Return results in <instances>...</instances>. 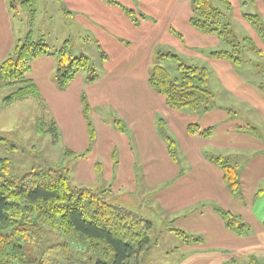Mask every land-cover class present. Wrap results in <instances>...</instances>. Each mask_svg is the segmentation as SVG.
Returning <instances> with one entry per match:
<instances>
[{
  "label": "crops",
  "instance_id": "0c3cea01",
  "mask_svg": "<svg viewBox=\"0 0 264 264\" xmlns=\"http://www.w3.org/2000/svg\"><path fill=\"white\" fill-rule=\"evenodd\" d=\"M54 1L59 4L57 5L59 12L61 8L65 10L64 14L72 18L73 22L86 32V38L92 42L95 51L98 53L95 46L99 45L107 55L105 64H102L108 68V70L104 69L103 79L99 82L97 80L87 83L83 74H77L64 89L57 88L53 79L55 71L53 55H43L31 62L26 77L37 86L39 96L47 104L53 117L57 132L59 128L68 142L66 147L68 152H85L88 130L80 102L81 93H84L89 103V111L91 105H94V108L107 107V114L104 117L110 118L113 114L110 111L113 109L116 116L124 122L128 135L133 139L135 146H139L137 158L144 163L149 160L145 163V166L151 168L150 172L146 173L148 175L146 182L150 183L148 186L158 183L168 184L163 189V193L153 197V200L160 204L162 211L165 214L182 212L174 217L175 226L181 227L190 236L202 237L199 243L190 242L183 245L187 253L180 264H229L235 263L238 257L248 258L251 255L261 259L258 255L264 256V217L256 216L253 210L259 196L257 193L264 191L261 186L264 181V146L256 143L252 138H249V144L232 142L223 144L222 147H228L226 150L232 152L243 150L258 152L242 168L240 173L242 198L241 200L235 198L224 185L221 170L204 157L206 150L216 147L214 143L209 142L210 137L189 135L185 126L191 116L167 107L163 96L155 93L147 84V65L154 49L176 46L187 53L189 48L201 46L208 51L218 45L215 35L203 34L190 25L191 0H115L119 4H111L103 0ZM228 1L231 5L235 0ZM253 1L263 7L264 13L262 0ZM122 7L133 11L135 17L139 18L138 25L132 24L126 18L127 14ZM139 13L144 17L140 18ZM10 18L8 0H0L1 54L9 53L16 40L27 34L21 31L20 35H16L11 30ZM156 18H166V20L159 25ZM146 19H154L155 25L151 22L142 24ZM172 30L181 40L178 44L175 38L168 40ZM111 63L112 68L109 67ZM222 63L225 64V62L220 64ZM48 95L53 97L55 107L59 110L58 115L54 114L49 106ZM261 99H264V94L259 91V102ZM261 114L264 115V112ZM158 116L164 120L165 126L167 125V128L178 136L179 148L184 146L187 149L191 158L190 164L199 168L191 182L196 186H190L191 183L186 181L189 176L178 177L177 170L173 168H170V173L162 178L157 176L159 162L151 151L153 147L161 148L164 145L155 131ZM94 124L96 138L86 156H91L92 162L99 160L108 162L110 157L113 158L110 151L113 152L120 147L122 154L118 159V174L123 161L125 162L123 166L129 170V172L125 171L127 173L125 180L132 182L128 173L132 175L130 168L134 159L132 155L128 156L130 150L126 145L127 136L123 135L124 137L121 138L124 139L121 146H114L116 138L111 122L96 118ZM101 134L106 135L102 140ZM242 135L245 134L239 135L240 138ZM219 148L221 145L217 149L220 151ZM217 154L222 153L217 152ZM77 168L80 169L81 165L78 164ZM199 202L205 203L201 209L194 211L187 209ZM209 203H217L239 216L250 225L251 232L245 236L233 233L225 227L222 218ZM260 210L263 211L262 208ZM176 221L179 225H176ZM257 262L260 264V261Z\"/></svg>",
  "mask_w": 264,
  "mask_h": 264
},
{
  "label": "rangeland",
  "instance_id": "374dc122",
  "mask_svg": "<svg viewBox=\"0 0 264 264\" xmlns=\"http://www.w3.org/2000/svg\"><path fill=\"white\" fill-rule=\"evenodd\" d=\"M210 2L213 6L223 9L224 15L221 19L222 23L227 24L239 40H243L241 64L234 66L225 59L210 55V52L213 50L227 48V45L223 41L216 35H213L216 37L215 40L218 42V45L208 51L202 49L203 47L201 46L189 48L187 53L176 46L166 48L158 47L156 50L154 49L147 65V73L152 70L151 68L154 64H161L168 70L171 78L174 79L180 76L178 69L179 63L205 66L209 71V88L214 95L213 107L206 113L193 110L177 111L191 116L190 121L185 126L186 131L189 124H197L200 130L212 127L211 140L209 142L214 143L216 147L212 150H206L207 153H243L249 155L248 161L240 160V165L244 167L250 161L249 159L251 157L258 154L256 151L243 150L240 152H232L226 150L228 147L222 146L229 142L249 144V138L264 146V115L261 114L264 112V99H261L260 102L258 100L259 91H261L259 83L264 85V40L254 26L243 16L244 14L262 15L263 17L261 16L260 18L264 23L263 7H260L253 0H235L231 4L230 9H227L221 0H210ZM262 2L264 4V0ZM10 5L15 6L16 9H12ZM57 5L59 4L54 0H36L34 12L30 15L26 8L19 6L18 0H8L11 13V30L16 35H20L21 31L27 34L30 33L33 40H40L51 49L59 48L66 39L70 40L73 55L77 57L83 54L89 58L95 68V72L98 74V81H96L99 82L105 76V74L103 76V72L105 73L104 69L108 70L107 67L102 65L105 64V59H101L102 52L100 51L102 49L97 47L99 45L95 46L96 50L98 49L97 53L91 45L92 42L86 38V32L79 28L73 22L72 18L66 16L64 14L65 10L61 7L62 10L60 9V11L62 13L59 12ZM126 18L134 24L133 19L129 15ZM155 20H158L159 25H161L162 21L166 20V18H156ZM144 22H151L155 25L154 19H146L142 21V24ZM171 36L168 40L175 38L177 39L176 44L181 42L176 33L172 32ZM249 39L256 46V51H253L244 41H248ZM165 51L177 54L180 60L177 61L171 58L157 60V53ZM11 53L12 51L9 53L6 52L5 54L0 53V62ZM221 62H225V64H220ZM111 66L112 63L109 67ZM113 69L116 70L115 67ZM110 72L116 73V71ZM78 74H83L84 80L87 82L85 79L87 72L80 71ZM24 85V83L0 82V136L4 137V139H0V159L6 158L10 161V175L19 179L35 169H58L62 170L67 176L71 187H86L93 191H103V196L108 203L125 207L140 217L150 219L154 224L151 248L140 256L138 259L139 264H180L183 256L187 253L185 251L186 247H183L186 244L184 242L185 238L170 230V227L182 229L174 224V217L182 214V212L171 213L172 215L165 214L160 204L153 200L154 196L164 192L163 189L168 184L158 183L148 186L150 183L146 182V177L148 176L146 173H149L151 168L145 166V163L149 160H146L144 163L137 158L139 146L136 147L133 139L128 135V129L124 122L121 121L123 124L121 127L123 129H119V125L116 124L115 119H119L120 117L116 116L114 113L115 110L110 109V112H113L110 118L107 116L104 117L107 114V107L105 109L94 108V105H91L87 115L95 123L96 118L102 121L107 119L111 122L112 128L115 130L116 139L113 144L114 146H121L122 141H124L121 138L124 137L123 135L127 136L128 144L126 145L130 150L128 156L132 155L134 159L133 165L130 168L132 175L128 173L130 174L129 179L132 182L125 180V175L127 174L125 171L129 172V170L123 166L125 163L123 161H121L120 173L118 174V159L122 154L120 147H117V150L113 152L110 151V155L113 158L110 157V161L108 162L104 160L92 162L91 156H86L92 149L96 138L94 122L95 136L90 141L87 132L85 152H68L66 149L68 142L59 128L56 137L50 131L53 117L44 100L41 97L38 99L32 95H27L23 98L14 97L17 89ZM261 92L264 94L263 91ZM38 93H40L39 90ZM47 97V102L52 111L58 115L59 110L55 107L53 97L51 95ZM82 97L85 98L88 105L89 103L85 94L81 93L80 102L82 104L81 112L83 114L85 103L82 102ZM68 106L69 104H67ZM159 119L162 118H157V130L155 131L164 145L161 148L153 147L151 151V154L157 157L159 162L157 176L162 178L170 173V168H173L177 170L176 175L178 177L189 176V179L186 181L191 183L199 168L190 164L191 158L188 155L187 149L184 146L179 148L180 140L178 136L171 129H168L164 123L165 132L175 141V152L178 159L176 161L173 160L168 150L167 140L159 132ZM249 126L255 128V132L249 131ZM244 127H247V130ZM242 133L245 135H242V138H240ZM189 135L201 136L199 133ZM105 137L106 135L104 134L100 135L101 140ZM12 145L15 147H12ZM220 145L221 148H219V151L217 149ZM78 164L81 165L80 169L77 168ZM190 186L196 185L195 183H191ZM261 186L264 188V181L261 183ZM258 194L259 196H257V202L253 211L256 216L260 215L264 217V191ZM200 204L202 202L194 204L187 209L190 211L199 210L201 209L199 207ZM176 225H179L177 221ZM185 233L188 235V232L185 231ZM219 252L223 253V251ZM260 255L258 257H261V259L259 258L257 260L260 261V264H264V256ZM248 258L238 257L235 263L229 264H251L248 263ZM129 264H136V262L131 260Z\"/></svg>",
  "mask_w": 264,
  "mask_h": 264
},
{
  "label": "trees",
  "instance_id": "16d2710c",
  "mask_svg": "<svg viewBox=\"0 0 264 264\" xmlns=\"http://www.w3.org/2000/svg\"><path fill=\"white\" fill-rule=\"evenodd\" d=\"M18 1L19 6L26 8L30 15L34 12L36 0ZM105 1L119 4L115 0ZM221 2L227 9L231 8L228 0ZM191 5L190 25L203 34L216 35L227 45L225 49L211 51L210 55L225 59L234 66L241 64L243 40H239L233 30L222 23L223 9L213 6L210 0H191ZM10 7L16 9L13 5ZM122 9L133 19L134 24L139 22L132 10L125 7ZM243 16L264 40V23L260 16ZM139 17L143 18L144 15L139 13ZM244 41L256 51L250 39ZM11 51L0 62V82L24 83L15 92L16 98L27 95L40 98L37 86L26 75L31 62L43 55H53L55 58L53 79L59 89L67 87L80 71L87 72L85 79L88 83L98 79L86 55H73L71 41L68 39L59 48L51 49L44 42L33 40L28 33L16 40ZM100 52L101 59H106V53L102 50ZM164 58L180 60L177 54L170 51L157 53V60ZM151 69L147 73V84L151 90L163 96L167 107L201 113L213 107L214 95L209 88V71L205 66L179 63L180 76L174 79L161 64H154ZM259 88L264 92V85L259 83ZM81 100L85 103L83 114L92 141L95 130L87 115L89 105L84 97ZM115 121L122 130L121 120ZM158 122L159 132L167 140L169 153L176 161L175 141L165 132L163 119ZM244 129L247 130V127ZM248 129L255 132L252 126ZM50 131L53 136L58 135L53 120ZM211 132L212 127L204 130H200L197 124H189L187 127L188 134L199 133L203 137H210ZM0 139L4 137L0 136ZM205 158L221 170L224 185L235 198L241 200L240 173L243 166L240 160L248 161L249 155L205 153ZM204 205L202 203L199 207ZM209 205L222 218L225 227L236 235L245 236L251 232L250 225L239 216L217 203ZM170 230L184 237L186 244L202 241V237L186 235L182 229L170 227ZM153 235L154 224L150 219L140 217L125 207L108 203L103 191L71 187L62 170L35 169L17 179L10 175V161L0 159V264H129L131 260L139 264L140 256L151 248ZM248 260V263L258 264L252 255Z\"/></svg>",
  "mask_w": 264,
  "mask_h": 264
}]
</instances>
